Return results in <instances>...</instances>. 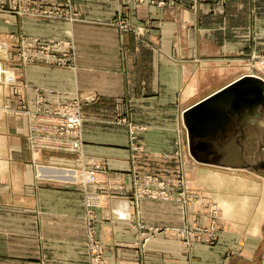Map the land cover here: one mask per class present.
Returning a JSON list of instances; mask_svg holds the SVG:
<instances>
[{"label": "crops", "instance_id": "obj_1", "mask_svg": "<svg viewBox=\"0 0 264 264\" xmlns=\"http://www.w3.org/2000/svg\"><path fill=\"white\" fill-rule=\"evenodd\" d=\"M22 1L33 10V0ZM74 1L89 17H104L114 9L111 0ZM178 1L179 22L164 23L161 29V38L169 33L161 39L164 55L148 50L151 54L142 56L144 43L128 37L126 42L103 23L68 24L64 36L75 37L78 63L89 65L73 71L42 64L16 67L17 34L45 36L57 33L58 27L30 12L16 13L14 0H0L5 7L0 9V60L15 71L27 97L34 88L26 89L24 83L69 91L84 88L85 95L100 92L95 91L98 98L87 105L90 117L83 137L86 157L101 160L106 169L101 175L106 206L98 211L108 219L98 228L110 264H264V104L239 112L228 103L220 108L221 117L208 118L191 131L184 117L186 110L242 77L239 62L264 49V1L250 5L247 0H212L200 3L198 11L191 8L192 0ZM149 8L151 13L158 10L155 4ZM157 35H150L148 49L158 46ZM125 42L136 50L129 61L120 57ZM95 64H103V69ZM11 96V87L0 85V264H88L85 194L72 183L50 177L62 170L36 163L62 165L75 162V156L33 154L26 119L1 110ZM153 109L167 111L169 122L147 119ZM107 111V118L94 115ZM136 125L145 130L133 140L130 130ZM180 141L191 165L181 169L196 171L197 192L204 202L199 203L203 211L198 220L204 229L213 228L214 244L206 243V233L196 240L179 232L189 228L179 207L133 200V177L142 173L139 163L154 157L172 160ZM138 144L144 149L134 151ZM117 175L128 177L127 184L123 195L111 196ZM142 221L169 231L144 235L133 227Z\"/></svg>", "mask_w": 264, "mask_h": 264}, {"label": "rangeland", "instance_id": "obj_2", "mask_svg": "<svg viewBox=\"0 0 264 264\" xmlns=\"http://www.w3.org/2000/svg\"><path fill=\"white\" fill-rule=\"evenodd\" d=\"M222 1L225 3L226 0H221L217 3H222ZM247 1L251 5L252 3L257 4V1L264 0ZM212 2L214 1L192 0L191 8L198 11L200 3L204 5ZM111 3L114 4V7L111 4V7L114 8L111 14L104 17L101 15L89 17L83 6L82 8L75 6L74 0H33V10L28 9L29 6L24 5L22 0H14L13 10L16 13L28 14L30 12L29 14L50 21L58 27L56 30L57 33L45 36L17 34L14 39L15 48L13 54L17 59L16 67L21 68L22 66L31 64H42L47 67L68 68L73 71H78L80 68H85L86 66L89 67V65H79L78 63V50L75 37L73 38L70 35L67 37L64 36L68 24L103 23L112 29H116L118 35H122L121 38H124L126 42L128 37L137 39L142 44L144 43L146 48L142 50V56H149L151 53H149L148 50L152 51V55L165 54V47L162 45L163 41L161 39L165 40L169 33H164L166 36H162L161 38L160 34H163L161 29L164 23L171 25L179 22L181 15L179 13L181 12L180 7H182L181 1L111 0ZM151 4H155L158 7L157 12L151 13L149 8ZM4 8V5H0V9ZM178 13L180 15H178ZM153 33L158 34V46H155L154 49H148L147 46H149L150 35ZM126 42L120 57L129 61V59L136 54V50L133 51L132 48L127 47ZM255 50L257 51L259 49ZM260 50V52L252 53L239 62L237 66L239 72H242L243 75L264 76V49L260 48ZM114 53L115 51L112 54ZM101 66H103V64L94 65V67L100 69V71L103 69ZM6 69L8 70V74L14 73L15 75V71L9 70L8 68ZM95 81L97 80L95 79ZM16 84L17 85H10L12 96L10 101L6 102L10 104L13 113L9 111L4 112L2 110L3 113L26 119V138L33 154L46 153L47 155L50 154L59 157H64L65 155L75 156V162L64 161V163H61L62 165H47L40 163L38 160H36V163L37 166L42 168L50 166L52 169L62 170L63 174H54L50 177L60 178L62 181L72 183V185L76 186L78 189H82V192L85 194L86 204L87 244L89 245L91 253L88 264H91L92 261L93 248L102 249L104 252L102 264H110L109 256L107 255V244L101 236V229L99 230L98 228L101 227L102 222L108 219L106 216H102L101 212L99 213L98 211L99 209H104L106 206V199L102 197L103 191H101V175H103L106 169L101 160L93 157H86L84 151L85 141L83 137L84 122L90 117V113L87 111V105L98 98V96L94 94L95 91L98 94L100 92L89 89L90 91L92 90L93 93L85 95V93H83V91H85L84 88L69 91L66 89L30 87L29 84L24 83L26 89L34 88V94L27 97L26 94L23 95L20 88L21 83L18 82V80ZM96 86L97 85H95V87ZM77 114L82 119L78 137L81 143L80 147L73 151L69 149L71 142V129L69 127L73 121V117ZM168 114L167 111L161 109H153L146 113L147 119L156 120L157 122H169V119H167L169 117ZM94 115L98 118H107L106 116L109 115V112L94 113ZM134 117L136 118V115H134ZM144 130L143 126H131L130 131L133 140L136 138L137 132ZM136 146L138 148L134 151H141L144 149L142 145L138 144ZM175 149V156L177 158L175 157L172 160L163 161L162 158L154 157L151 159L145 158L139 163V170H142V173L133 177V197H135L133 200L136 202L140 199L164 201L171 204V206L176 209L179 207V210H184V222L189 226V228H183L179 232H188L189 236L191 238L195 237L196 240L206 233L208 234L206 243L214 244L216 235L213 228L204 229V223L198 220L199 212L203 211V208L199 207V203L202 205L204 202L201 200V195L197 192V181L194 180L197 177L196 171H185V169H181V167L191 166L189 164L187 165L184 159L185 155L183 153L185 145H183L181 141ZM157 155L159 156V154ZM74 163L75 165H73ZM178 168L179 170L176 174L159 175V173H165L166 169L167 171L172 169L176 171ZM126 174L131 178L129 173ZM259 175L262 176V173ZM91 176L94 177L93 180L89 179ZM47 177L49 176L47 175ZM128 177L121 175L116 176V182H113L110 186L111 190L115 191L110 192L111 196H117L118 194L123 195ZM155 193L157 194L155 195ZM206 203L209 204L210 202L207 201ZM212 210L215 211L216 209L212 206ZM146 225L147 223L142 221L137 222L133 227L140 229L144 235L145 232L155 233L162 231V233H165L169 231L164 227ZM46 264L73 263L47 262Z\"/></svg>", "mask_w": 264, "mask_h": 264}, {"label": "water", "instance_id": "obj_3", "mask_svg": "<svg viewBox=\"0 0 264 264\" xmlns=\"http://www.w3.org/2000/svg\"><path fill=\"white\" fill-rule=\"evenodd\" d=\"M228 103L239 112L245 106L255 108L264 104V80L250 74L243 75L226 88L186 110L184 117L187 127L191 131L193 125H200L217 115L221 117L220 108Z\"/></svg>", "mask_w": 264, "mask_h": 264}, {"label": "built area", "instance_id": "obj_4", "mask_svg": "<svg viewBox=\"0 0 264 264\" xmlns=\"http://www.w3.org/2000/svg\"><path fill=\"white\" fill-rule=\"evenodd\" d=\"M16 82H17V77L14 75V73L8 74V70L6 69L4 63L0 60V85H7V86L17 85ZM1 110H3L4 112L9 111L13 113L12 111L13 109H11L9 103H4L1 107ZM81 122L82 119L79 117L78 114L73 117V121L69 127L71 129L70 131L71 142L69 146L70 150L75 151L77 148L80 147L81 142L78 140V137H79V128L81 126ZM93 178H94L93 176L89 177L90 180H93ZM156 194L157 193H155V195ZM92 251H93V255H92L91 264H102L104 259V252L102 251V249L93 248Z\"/></svg>", "mask_w": 264, "mask_h": 264}]
</instances>
